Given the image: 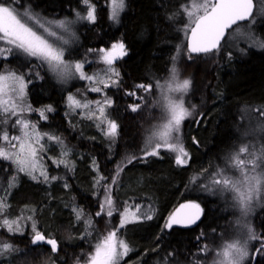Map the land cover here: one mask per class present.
<instances>
[{
  "label": "trees",
  "instance_id": "obj_1",
  "mask_svg": "<svg viewBox=\"0 0 264 264\" xmlns=\"http://www.w3.org/2000/svg\"><path fill=\"white\" fill-rule=\"evenodd\" d=\"M191 1L125 0L119 21L113 22L109 19L108 0H91L96 9L95 23L83 21L75 38L64 46L65 60L74 63L92 62L100 48L107 49L116 42L125 44L127 55L115 63L120 82L106 91L113 101L109 116L120 126L119 135L110 144L91 139L89 132L70 125L67 98L74 86L60 84L47 65L33 67L40 63L34 58L0 59V70L7 65L17 73H25L31 81L26 95L33 113L52 108L45 111L46 120H35L39 131L61 137L72 151L64 158L68 167L53 163L58 160L52 157L42 159L49 176L59 178L50 183L42 182V178L41 182L34 181L17 172L11 161L0 159V196L7 194L8 205L0 222L7 217L18 220L20 227L24 223L20 233L0 227V242L18 250L0 258V264H89L96 244L120 221L118 213L111 218L106 214L96 216L105 197L104 188H98L96 180L103 175L111 183L110 178L117 172L120 174L113 186V198L119 210L148 205L152 215L150 220L142 219L120 229L118 239L131 249L120 264H205L204 256L224 241L231 229V207L215 191L208 192L203 183H211L213 174L228 167L231 153L244 141L264 143V48L242 42L228 46L227 37L217 51L190 56L181 26L185 21L183 9ZM14 7L43 20H74L77 12L84 14L86 5L82 0H17ZM250 29L264 43V19ZM176 54L180 76L191 81L185 107L192 115L182 122L180 130L188 163L178 166L170 151L161 150L159 156L129 164V157H141L147 150L148 138L159 124L161 107L156 102L155 86L170 72ZM137 84H151L152 89L146 93L136 89ZM130 91L144 99L137 101L126 95ZM136 103L141 107L133 112L129 105ZM13 176L15 186L9 187ZM188 202L200 205L202 218L198 224L188 229L165 228L168 217ZM74 209L83 211L80 220ZM252 216L257 242L249 264L264 243V201L258 202ZM89 218L91 227L86 224ZM33 222L47 238L57 241L55 253L46 244L32 245ZM205 247L207 251L202 252ZM253 264H264V252L256 255Z\"/></svg>",
  "mask_w": 264,
  "mask_h": 264
},
{
  "label": "snow or ice",
  "instance_id": "obj_2",
  "mask_svg": "<svg viewBox=\"0 0 264 264\" xmlns=\"http://www.w3.org/2000/svg\"><path fill=\"white\" fill-rule=\"evenodd\" d=\"M17 0H0V59L5 61L10 58L24 57L35 58L40 63L33 67H41L47 65L48 69L56 74L60 79L66 80L79 74L81 80H88L97 83L99 74L87 75L84 71V62L76 61L75 63L67 62L64 58V45L68 40L64 38L62 33L69 31V25L73 21L68 20H49L44 21L37 15L25 10L19 12L14 4ZM87 6V15L83 16L80 12L76 13L77 19L87 20L90 23L96 21L95 5L91 0H82ZM111 13L110 20L119 21L120 13L125 7V0H110ZM185 11L189 17L195 15L194 24L191 28V36L188 40L189 53H209L218 50L222 42L229 34L228 30L232 29L238 22L254 19V0H203L202 3L194 2L191 9L185 7ZM203 14L196 15L201 12ZM56 29L61 30L58 32ZM236 31H239L237 28ZM256 42L255 40L253 41ZM264 48V43L259 44ZM89 51H93L90 49ZM98 52L101 54L99 59L108 66L107 73H110L108 79L111 83L99 80L98 83L103 84V88L99 86L90 87L89 91L102 93L103 89L119 84L120 73L113 67L117 60L127 55V50L123 42L113 43L110 49L100 48ZM231 55V54H229ZM31 71V69H29ZM172 81H169L162 87L163 105L166 110L167 119L162 125L154 130L148 138V147L150 150H144L141 157L131 156L127 159V163H132L136 159H146L149 156H159L161 150L175 152V163L178 166H184L188 163L186 157L188 153L180 141L179 133L182 122L192 115L185 107L183 97L178 99L172 98L168 93H184L186 94L190 88L191 81L184 79L181 82H175L176 69H172ZM115 77V79H113ZM31 81L26 79V74L17 73L5 65L0 70V114H10L13 117H19L24 111H33L30 106H23V99L26 96L27 84ZM159 86V85H158ZM136 89H143L146 93L150 92L152 85L137 84ZM126 95L135 97L137 101H142L144 97L137 94L136 91L127 92ZM7 97V98H6ZM68 101L73 110L76 108L90 109L91 104L96 105L95 111L89 110L88 119L95 118L100 123L107 125L106 130L102 129L104 135L115 140L119 135V124L109 118L107 108H110L113 101L105 97L104 101H88L81 103L74 96L69 95ZM107 106V107H106ZM141 107L140 103L130 104L131 111L136 112ZM45 111H52L49 106L46 110H39L40 118L47 119ZM99 113L97 115L96 113ZM83 114V113H82ZM264 115V113H261ZM7 123V120L3 121ZM16 125L21 128L20 136H9L7 131L0 134V159L11 161L16 165L17 172L28 175L32 180L44 183H50L59 179L56 176H49L47 167L39 163L43 157L40 155L44 152V145L40 143L44 136L48 140L55 141L62 146V157L68 155V150L64 148L63 141L60 137L48 133L37 131V125L30 123L28 120L20 117L16 119ZM195 142V140H194ZM38 146V147H37ZM246 154V155H245ZM49 159H52L49 157ZM53 163L64 164L68 167L66 159H60ZM229 166L237 168L240 171V178H234L227 174L226 169H221L213 174L212 185L218 186L222 191L232 192L233 199L236 201L242 212L246 215L250 211L252 201L264 192V149L259 152H250L248 147L241 146L238 153H235L229 160ZM119 167V166H118ZM99 171L98 168H94ZM123 171V168H120ZM120 172L113 175L111 183L109 178L103 175L96 180V186L103 187L105 191L104 200L100 202V210L96 212L97 217L106 214L113 217L114 213L120 216L119 225L112 231L108 232L95 246V251L90 255L89 264H120L121 260L131 251L128 244L123 239H118L120 229L129 223L138 222L142 219H152L151 210L142 211L139 205L136 210L130 211L131 206H126L120 211L116 201L113 198V186L118 183ZM16 177L13 176L9 182V187L15 186ZM65 188L69 185L66 183ZM127 205V202H125ZM8 207L7 194L0 196V215ZM76 219L80 220L83 211L74 209ZM200 218V205L198 203L181 204L169 217L165 224V228L171 229L174 225L188 226L195 224ZM29 220L32 217H28ZM16 225L14 228L13 225ZM88 227L92 226V220H86ZM0 227H7L10 233H19L21 229L19 222L2 219ZM34 235L32 236V245L36 246L40 243L50 245L51 251L55 253L58 250V244L55 239L47 238L45 234L36 229V224H32ZM249 238L255 239L252 229L248 227ZM248 241L241 243L239 240L228 242L223 247L218 256L222 257L216 264H242L245 258H249ZM18 251L7 242H0V256L6 253ZM206 252L207 248L201 249ZM264 252V243L256 249L257 255Z\"/></svg>",
  "mask_w": 264,
  "mask_h": 264
},
{
  "label": "rangeland",
  "instance_id": "obj_3",
  "mask_svg": "<svg viewBox=\"0 0 264 264\" xmlns=\"http://www.w3.org/2000/svg\"><path fill=\"white\" fill-rule=\"evenodd\" d=\"M194 2L202 3L203 0H192L185 7L191 9ZM255 5L256 6H255L254 19L250 20L246 24L247 26L249 25V27H247V26L243 27V26H241L242 24H240V25L236 26L233 30H231L227 36V37H229L227 40L228 46H231L232 44H234V45L239 44L242 42V43H245L246 46H254V48L260 47L259 44H261L262 42H261L260 38H258L252 32V30L250 29V26H254L255 24H257L259 22L260 19H262V20L264 19V0H259L258 3L255 1ZM185 7L183 9L184 15H185V21H184V24L181 26V35H182V39L186 40L188 30L190 29V27L194 23L195 15L193 17H189L187 15V12L185 11ZM108 10H109V14H110L111 13L110 0H108ZM121 13H120V15H121ZM201 14H203L202 11L196 13V15H201ZM81 15H83V16L87 15V6L85 7L84 14H81ZM44 21H49V20H44ZM68 21H73V23L69 25V31L67 33H62L64 35V38L68 40V43L73 38H75V34H76L75 31H76L77 27L79 25H81V23H83V21H84V23L90 24V22H88L86 19L85 20H79V19H77V17H75L74 20H68ZM113 22H115V21H113ZM237 28L239 29V31H236ZM56 30L58 32L61 31L59 29H56ZM227 37H226V39H227ZM254 40L256 41L255 43L253 42ZM111 46L112 45H110L107 49H110ZM185 49H186V47H185ZM100 55H101L100 53L96 54L92 58V62L91 61H81V62H84V71L87 75L99 74L97 77V83H93V82H90L88 80H81L79 78V74H76L75 76L68 78L66 80H62L56 74H54L52 72L51 73L56 77V79L58 80V82L60 84L66 86V87L74 86L70 90L69 95L74 96L77 100L81 101V103L88 102V101H101V102H103L105 97H107V95H106L107 89L115 88L118 85H113L109 88L103 89L102 93L89 91L90 87H94V86H99V87L103 88V84L98 83L99 80H104L106 83H109V84L111 83V80L108 79V76L110 75V73H107L108 66L105 65L102 61H100V59H99ZM186 55H188V54H186ZM179 61H180V58L176 54V56L174 57V62L172 63V68H171L170 72L162 81L158 82L155 86L156 89H155L154 93L156 96V102H158V105L161 107V110H160L161 112H160L159 124L154 128V130H156V128L158 126H160L164 122H166V119H167L166 110L162 107V105L164 103L163 91H166V88H164V90L162 91L161 86H165L169 81H172V77H173L172 69H173V67H175V69H176V73H175L176 80H175V82H181L185 79V78H182L180 76V74L177 70V64ZM115 63L113 65V67L116 69ZM94 64H96V66H97L96 68L93 67ZM113 79H115V77H113ZM80 82H81V85L78 86V83H80ZM86 92L90 95H86L85 94ZM187 93L184 94V93L176 92V93H168V94L174 99H178L182 96L183 100H184V104H185V99H186L185 97H186ZM23 106L25 108H27L29 106V104L27 102V95L23 99ZM95 109H96V105L91 104L90 109L76 108L75 110H73V107H70V104H69V101L67 98V114H68L67 121L70 123V125L73 128L83 129L82 131L83 132L85 131V133L89 132L87 135H89L91 137V139H99V140L108 142L110 144V143L114 142V140H112L110 137L105 136L104 132L102 131V129L106 130L107 125L103 124L100 127H97V124L100 123L98 120H96L95 118H93V119L87 118L88 111L89 110L95 111ZM108 109L109 108H107V112L109 114ZM33 114H35V117L33 116ZM96 114L99 115L98 112ZM20 117H22V118L28 120L30 123H34V124H35V120H37V119H38V121L43 120L40 118V112L39 111H37L35 113H33L32 111H24V112L19 114V117H13V116H10V114H0V134H2L4 131H7L9 133V136H20L21 135V128L19 125H16V119L20 118ZM109 118H110V116H109ZM5 120H7V123L3 122ZM37 131H39L38 128H37ZM152 132H151V134H152ZM85 133L83 134V136L85 135ZM51 135H54V134H51ZM179 137H180V133H179ZM61 140L63 141L64 148L68 150V155L66 156V157H68L72 151L69 148H67L68 146L62 138H61ZM3 143H4L3 141H0V144H3ZM40 143L43 144L44 148H45L44 152H42L40 154L43 157V159L47 158L48 160H52V159H49V157H52L53 159H57L59 161L60 159L65 158V157H62V155H61L62 146L59 143H56L55 141L48 140L47 136H44L43 139L40 141ZM245 145L248 147V150L250 152H259L261 149H264V143L263 142L252 143L250 141H246V142L244 141L243 144H241L237 148H235V150L231 153L230 158L235 153L239 152V149L241 146H245ZM147 150H150L148 147V144H147ZM171 153L174 156H176L175 152H171ZM186 159L188 160L189 158L186 157ZM39 163L42 164V160ZM225 169L227 170L228 175L233 176L234 178H240L239 169L232 168L229 165ZM203 186H204V188H206V190H208V192L210 191V193H213L215 191L216 193H218V195H220L222 198H224L225 203L231 207V211H232L231 229H229L228 232L226 233V235H224V238H225L224 241L218 247H216L214 249L213 253L209 254V256H204L205 264H216L217 261L222 259V257L218 256V253L220 251H222V249L226 243L231 242L233 240H239L241 243H243L245 240L248 241V249L247 250L249 252V258H245L244 261L242 262V264H249L251 257H252V254H253L254 245L257 242V237H256V234H255V231L253 228V221H252L253 216L252 215L255 212V208L258 207V202L260 203L261 201H264V192H262L258 197H256L252 201L250 211H248V213L245 215L242 212V210L240 209V207L238 206V204L236 203V201L233 199L234 194L232 192L222 191L219 189L218 186H213L212 183H209V182H207L205 184L203 183ZM0 190H1V188H0ZM191 193L194 194V191ZM148 207H149L148 205L140 206L142 211H148L149 210ZM135 210H136V207L133 210H131V208H130V211L134 212ZM150 214H151V212H150ZM3 219H8L10 222L15 221V220H10V218H7V217H5ZM23 226H24V223L21 227L19 226L20 229L21 228L23 229ZM13 227L15 228L16 225L14 224ZM248 227H250L252 229V234L256 237L255 239L249 238ZM5 229L8 230L7 227H5ZM40 244H46V243H40ZM48 246H50V245H48ZM5 256H7V253L4 254L3 256H0V258L4 259V258H6ZM123 259L121 260V262L123 261Z\"/></svg>",
  "mask_w": 264,
  "mask_h": 264
},
{
  "label": "water",
  "instance_id": "obj_4",
  "mask_svg": "<svg viewBox=\"0 0 264 264\" xmlns=\"http://www.w3.org/2000/svg\"><path fill=\"white\" fill-rule=\"evenodd\" d=\"M254 9H255V2H254ZM254 13H255V11H254ZM250 20H251V19L246 20V21H242V22H238V24H237V25H234L232 29H229L228 32H230L231 30H233L236 26H238V25H240V24L248 23ZM194 26H195V24L193 23L192 26L190 27V29L188 30V33H187V36H186V40H185V47H186V50H187L188 54H189L190 56H202V55H206V54L212 53V52H209V53H189V51H188V40H189V37L191 36V28L194 27ZM224 41H225V40H224ZM224 41L222 42V44L224 43ZM215 51H217V50H214L213 52H215ZM188 203H189V202H188ZM184 204H185V203H184ZM179 207H180V206H179ZM179 207H178V208H179ZM178 208H177V209H178ZM201 218H202V210H201V208H200V218H199V220L196 221L195 224H191V225H188V226L174 225L173 227H176V228H183V229L192 228V227H194V226H196V225L198 224V222L201 220ZM173 227H172V228H173ZM256 255H257V253L255 252V253H254V256H253V262H252V264L254 263V261H255V259H256Z\"/></svg>",
  "mask_w": 264,
  "mask_h": 264
}]
</instances>
